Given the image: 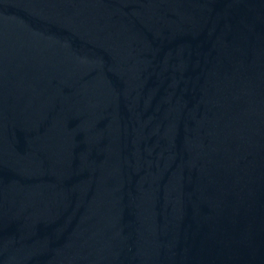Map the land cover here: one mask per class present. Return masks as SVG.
Listing matches in <instances>:
<instances>
[{
    "label": "water",
    "instance_id": "water-1",
    "mask_svg": "<svg viewBox=\"0 0 264 264\" xmlns=\"http://www.w3.org/2000/svg\"><path fill=\"white\" fill-rule=\"evenodd\" d=\"M0 264H264V0H0Z\"/></svg>",
    "mask_w": 264,
    "mask_h": 264
}]
</instances>
